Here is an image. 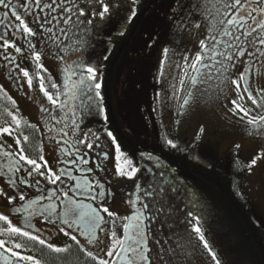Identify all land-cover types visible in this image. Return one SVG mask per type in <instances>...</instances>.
<instances>
[{
  "label": "rangeland",
  "instance_id": "374dc122",
  "mask_svg": "<svg viewBox=\"0 0 264 264\" xmlns=\"http://www.w3.org/2000/svg\"><path fill=\"white\" fill-rule=\"evenodd\" d=\"M124 5L120 15L114 12L112 2L107 18L92 15L97 27L107 25L117 17L113 30L100 36L99 50L91 56L90 64L98 71V82L102 62L111 49L109 36L125 31L131 12L135 10V0H124ZM180 5L181 0H170L165 7L154 10L150 14L154 32L149 44L139 50L135 43V47L124 57L118 69L114 90L116 115L133 140H142L149 135L159 140L162 135L182 151L193 149L192 159L195 163L215 168L222 175H231L235 155L244 169L238 184L249 201L250 217L264 230V127L253 130V126L247 123L248 119L259 115L250 113L244 117L243 113L233 111L231 101L237 97L238 92L239 95L243 94L242 85L237 90L231 84L235 69L225 74L230 79H226L221 86L223 90L216 86V80H205L194 87L183 76L180 67L185 63L183 57L192 58L200 48L199 42L209 41L210 17L201 19L197 11L192 12L188 20H184V15L191 10L190 0H184V14H181ZM199 7L197 4V10ZM193 18L194 23L191 22ZM195 24H199V27ZM236 35H240V32ZM140 39L141 36L137 38ZM217 39L231 41L232 37L217 34ZM246 39L250 38L242 37V41ZM243 46L248 53H254L249 56L245 52L257 61L262 71L261 86L264 87V56L249 46ZM165 49L171 50L167 56L164 54ZM218 49L223 51L224 45H218ZM244 57L238 58V64L243 62ZM44 73H49L57 83L56 92L60 93L56 96L58 105H53L43 95L38 80L33 82L32 87L27 85L12 100L15 104L13 115L23 117L32 125L35 124L38 106L44 105V108L50 110L51 105L53 111H59L65 100L63 64L59 62L51 65ZM181 79L184 80L183 85ZM189 92L195 95L190 98L189 105L181 108ZM89 95L93 100H89ZM90 103L91 111L88 109ZM243 105L248 108V103ZM77 106V112L71 115L70 120L76 119L83 126V132L89 133L87 139L93 143V147L107 153L114 181L123 187L122 209H129L134 181L138 177L149 184L144 193L154 190L148 195L147 210L152 219L147 225L146 234L151 247L149 257L152 264H216L212 259L213 251L204 247V242L195 232L198 226L204 235L210 236L209 246L222 251L225 264H261L257 251L244 239V232H241L221 197L195 186L192 174L175 170L159 155L136 151V163L128 154L118 152L113 135H107L110 131L105 125V113L99 111L103 108L101 99L94 97V93L85 94L79 87ZM97 136L99 139H96ZM9 143L18 150L15 140L10 138ZM78 147L89 150L84 145L78 144ZM127 159L132 161V167L138 169L131 178L119 175L117 170V165L127 168ZM253 159L256 160L255 164L251 163ZM127 170L131 171V168Z\"/></svg>",
  "mask_w": 264,
  "mask_h": 264
},
{
  "label": "flooded vegetation",
  "instance_id": "af4514ba",
  "mask_svg": "<svg viewBox=\"0 0 264 264\" xmlns=\"http://www.w3.org/2000/svg\"><path fill=\"white\" fill-rule=\"evenodd\" d=\"M145 1L147 10L151 9L156 4L159 5L162 3L161 6L163 8L169 3V0ZM47 2H50V0H42V3ZM104 2L107 3L109 7L112 2L114 12H118L119 15L124 11V0H104ZM11 3L30 27H37V25L31 22L32 14L38 11L34 6L33 0H11ZM25 4L30 6V13L28 9L23 7ZM76 5L77 8H82L85 11V16L81 17L83 22L79 23L77 27H72L66 36L60 37L63 43H61L59 47L48 39V36L51 34L38 35L33 38L32 41L33 44L37 45L36 50L40 51L42 54L41 63L44 64L46 69V71H42V75L46 78H50L51 82L55 83L53 77L49 73L44 72H47L49 66L54 64L57 65L59 62L63 64L65 69L66 92L64 104L59 111H53L50 105L51 109L49 111L55 119H50L48 113L42 111V109H44L43 105L38 106L36 110L35 127H23V123L27 125L32 124L21 116L18 117L21 121L18 128L12 123L11 116H9V122L5 125H0V127L10 126L12 129L11 136L7 134L0 135V215L7 216L8 219L12 221L13 226L29 231L33 235H39L46 242L52 243L60 248H67L68 250L66 252L56 253L46 246L29 241L26 237L11 235L9 232L5 231L8 227V223L6 221H0V241L5 242L4 247L0 248V264H32L31 261L22 260L19 256H13L12 252H17L20 256H33L35 259L40 260L42 264H56L57 259H61L67 255L73 256L74 254L78 255L84 262L98 264V260H93L87 255L89 251L98 259L115 260L116 264H121L120 257L115 255L107 257L105 255L106 251L113 250L111 232L116 231L119 239H123L126 244L136 247L137 245L134 241L138 239V237L136 236L135 228H129L128 232L125 233L123 225L131 224L132 221L126 218L136 215L137 212L142 213L141 220L143 221L145 231L142 250L145 255L149 256L150 254L151 247L147 241L146 234L147 225L152 219L150 212L147 210L149 204L148 195L152 194V191L144 193L149 184L142 182L141 177H138L134 181L133 195L129 209L125 211L122 209L121 203L123 187L114 181L113 172L109 170L107 153L97 147L84 150L78 147V144L76 145V147L79 148L77 152L76 148L71 146V143H75L74 137L70 131L73 120L80 126V129L83 131L84 129L76 119L70 120L71 115L76 113L78 109L79 86L77 84V77L72 76L69 71H66V65L71 66L74 60H83L85 66H87L91 62V56L99 50L100 36L111 32L117 19V17H115L107 25L97 27L92 19L94 16L99 17L97 13L102 11V5L95 2V0L92 3H89V0H76ZM245 7H249L247 0L245 2ZM6 11L9 13L7 19L4 17ZM135 12L136 17H131L125 28L126 31L130 27L131 33L126 43H128L134 35L135 28L138 24L142 28L147 27L145 21L147 12L143 11L138 15L137 0H135ZM46 14L47 12L45 11V13L41 15L43 16ZM236 15V13L229 10V17L234 18ZM256 15L259 17V13H256ZM89 19H91L92 23L87 22ZM0 20H4V24H0V44H3L4 39H7L10 42H15L18 46H22L23 40L16 31V28L19 26V21L12 16L11 10L5 9L3 5H0ZM73 20H76L75 15H73ZM246 23L252 22L248 19ZM49 26L50 25H46V27ZM59 27L68 28V26L64 25L62 22ZM232 31L235 34H237V32L241 34L245 29L236 26L232 28ZM57 35H60L58 31ZM242 37L244 36H241V41ZM249 38L251 39V37ZM37 41H40V43H37ZM244 45L248 46L247 44ZM74 47L79 48L80 51L74 54L69 51V58L67 60L59 59L60 56L65 55L64 52L60 51L61 48L71 50ZM256 47L261 46L257 43ZM250 48L256 51L255 47ZM30 55L31 54L27 52L16 53L14 48H8L6 50L8 59H6L5 49L0 47V91L3 93V97L6 96L7 99L12 101L14 98H17L20 92L28 85L27 78L23 77L20 69L29 67L33 63L31 59H22L23 56L30 57ZM244 55L243 62L238 64V69H235L236 72H234L231 79H237L239 72L247 69L246 81L240 82L243 87V94L240 95L243 99L240 101L242 104L248 103L250 113L257 115L258 113H263L264 116V108H261L262 105L259 107L253 105L251 101L247 99L248 93L244 91L245 88L250 89L254 94V98L258 101L260 100V95H264V92H262L264 87L261 86L262 71L256 64V60L251 59L246 54ZM10 61H15V63ZM31 71H34V69H30V74ZM35 81L34 79L33 82ZM55 92L56 89H54L53 93ZM14 112L15 107L12 114ZM65 125L69 127H65ZM49 129H54V131H49ZM60 129L69 132V135L64 136L63 132L59 131ZM77 135H80L79 130ZM24 136H28L29 140L24 141ZM10 138L13 140H20V144L17 145V151L9 143ZM65 141L71 143H65ZM7 145H11V147L9 148ZM20 148H24V154L28 155L30 158L43 155L45 160H38V163L44 165L46 162L47 166L51 167L58 174L61 170L66 174L62 175L61 181H58L56 184L49 183L43 176H28L27 172L30 166L19 160ZM4 151L12 153V155L5 157L3 155ZM85 160L87 163L83 162ZM10 164L18 165L20 170L17 171L15 168H10ZM37 180H39V184L36 183ZM101 192L105 195H98V193ZM65 193H67V195H65ZM20 195H24V201L19 199ZM33 200L36 201V204L32 209H29V211H34L35 215L31 217V227L28 228L26 224L27 212L21 209H23L29 201ZM69 200L87 206L86 208H77V212L97 209L99 214L104 217V220L100 222V227L96 229V235L92 238L91 242L87 234V229L85 228V231L83 233L81 232V228L85 227L83 223L69 229L63 222L64 219H66L63 213L70 207ZM52 204L56 205L55 211L50 212L46 210L48 206ZM145 205H147L146 208ZM103 207H108L111 212L115 213V216L108 217V215L102 211ZM86 219L87 217L85 220ZM60 228H64L65 231L70 232L71 235H75L79 243L71 240V236H65L60 231ZM17 243L21 244L22 247L16 248L15 245ZM6 249H11V251H7ZM116 251H120V249L116 248ZM139 264H148V262L140 261Z\"/></svg>",
  "mask_w": 264,
  "mask_h": 264
},
{
  "label": "snow or ice",
  "instance_id": "6c2138e0",
  "mask_svg": "<svg viewBox=\"0 0 264 264\" xmlns=\"http://www.w3.org/2000/svg\"><path fill=\"white\" fill-rule=\"evenodd\" d=\"M92 2H94V0H89V3ZM95 2H98L102 5V11L97 13V15L101 19L107 18V14H109L110 12L109 5L105 3L104 0H95ZM245 2L246 0H190L191 10L188 14L184 15V20H188V17L191 16L192 12L197 11L201 19H208L210 17L208 28L209 41L206 42L205 40H201L199 42L200 48L196 52V54L192 58H189L187 56L183 57L185 63L183 66H180L182 67L183 76L188 78L194 87L198 83H201L205 80H216L218 81L216 86L223 90L221 86L225 84L226 79H230V77H226L225 74L228 73L230 69H238V58L240 56H243L247 51L243 46L244 44H247L249 47H255L256 53L264 56V0H247L249 7H245ZM33 3L34 6L38 9V11L31 16V22L34 25H37L36 28L30 27L29 24L25 22V19L17 12L15 6L12 5L11 0H7V2L6 0H0V5H3L5 9L11 10L12 16H14L15 19L19 21V26L16 28V31L23 40V45L18 46L15 42H10L7 39H4L3 44H0V47L5 49L6 59H8V57L6 56V50L8 48H14L16 53H30V57L23 56L22 59H31L33 63L29 67L21 68L20 72L22 73L23 77L27 78V84L29 87L33 86L34 79L38 80L39 89L43 93V95L53 105H58L59 102L56 99V96H58L60 93L58 91L53 93L48 90V88L57 89V83L51 82L50 78H46L41 74L42 71H46L44 64L41 63L42 54L40 51L36 50L37 45L33 44L32 41L33 38L37 37L38 35L51 34L48 36V39H50L54 44H56L57 47H59V45L63 43L60 37L66 36L68 34V31L72 27H77L79 23L83 22L81 20V17L85 16V11L82 8H77L76 0H50V2L47 3H42V0H33ZM197 4L200 5L198 10L196 8ZM23 7L28 9L29 13L31 12L30 6L28 4L23 5ZM180 7L181 14H184V0H181ZM229 10L236 13L237 15L234 18L229 17ZM45 11L47 12V14L42 16L41 14L45 13ZM256 13H259V17H257ZM8 15L9 13L6 11L4 13L5 19H7ZM73 15L76 16L75 21L73 20ZM135 15L136 12L135 10H133L131 12V17H134ZM248 19H250L252 23H246ZM61 22L64 25H67L68 28L59 27ZM87 22L92 23L91 19H89ZM181 22L183 23L184 21L182 20ZM191 22L194 23V18ZM0 24H4V20H0ZM46 25L50 26L46 27ZM195 26L199 27V24H195ZM236 26L244 28L245 31L240 35H236L232 31V28ZM57 31L60 33V35H57ZM120 34L123 35V30H121ZM217 34H219L221 37L230 36L232 37V40H218ZM241 36L251 37V39L241 41ZM37 43H40V41H37ZM257 43L261 47H256ZM220 44L224 45L223 51H220L218 49V45ZM60 51L64 52L65 55L60 56L59 59L67 60L69 58V51L74 54L78 53L80 49L75 47L71 50L67 48H61ZM170 51V49H165V56H167ZM248 55L252 56L254 55V53L249 52ZM205 57H207V60L205 59ZM217 57H220L221 59H218ZM105 59H107V57H105ZM233 61H236V63H234ZM10 62L15 63V61ZM30 69H34V71H31V74ZM66 71H69L72 76L77 77V84L85 94L94 93V97H100L102 99L101 93L99 91L102 85L100 82H98V71L94 66H92L90 63L85 66L83 60H74L71 66L66 65ZM246 72L247 69L239 72L237 79H231V84L235 85L237 90H239V88L241 87L240 82L246 81ZM180 83L183 85L184 80L181 79ZM244 91L248 93L247 99L251 101L253 105L259 107L264 104V95L256 94L260 95V100L258 101L254 98V94L250 89L245 88ZM262 92H264V89H262ZM194 95V92H189L180 107L184 108V106L189 105L190 98ZM241 99H243V97L240 96L238 92L237 97L231 101V104L233 105V111H238L240 113H243L244 117H248L250 114V110L245 107V105L239 102ZM89 100H93V97L91 95H89ZM88 109L91 111V103L88 105ZM42 111L48 113L50 119H55L49 109L44 108L42 109ZM99 111L101 114H103L104 109L100 108ZM8 115L11 116L12 123L15 124L18 128L21 121L12 113H8ZM106 118L107 117H105V119ZM247 123L253 126V130H257L261 127H264V116L252 117L248 119ZM28 126L35 127L34 125ZM65 127L69 126L65 125ZM78 130L80 132V135H77ZM49 131H54V129H49ZM59 131L63 132L64 136L69 135V132L64 131V129H60ZM70 131L72 136L74 137L75 143H71L69 141H65V143H71V146L75 147L77 152L79 151V148L76 147L77 144L84 145L89 149L93 147V143L87 139L89 133L83 132V130L80 129V126L75 122V120H73L72 125L70 126ZM90 131L91 130H89V132ZM201 132H203V129H201ZM4 134H7L9 136L12 135V129L10 126L0 127V135ZM107 135L109 137H112L111 132H108ZM81 136H83L84 138H81ZM23 139L24 141H28L29 137L24 136ZM96 139H99V137L97 136ZM114 139L115 138L113 137V140ZM167 142L171 146L175 147V144L171 140H168ZM15 144L19 145L20 140L15 139ZM7 147L10 148L11 145H7ZM117 151L119 152L118 146ZM24 152L25 149L20 148L19 160L25 162L26 165L30 166L27 172L28 176H43L46 180L49 181V183L56 184L58 181H61L62 175L66 174L63 170H61L58 174L51 167H48L46 162L44 165L38 163V160H45V157L43 155H38L36 158H30L28 155H25ZM3 155L5 157H9L12 155V153L4 151ZM83 162L87 163L86 160ZM251 163L255 164L256 160L253 159ZM125 164L127 165V168H131V171H128L127 168H120V166L117 165L118 173L121 176L126 175L131 178L136 174L138 169L132 167V161L130 159L125 160ZM9 167L15 168L17 171L20 170L18 165L16 164H10ZM36 183L39 184V180H37ZM65 195H67V193H65ZM98 195L103 196L105 194L101 192L98 193ZM19 199L21 201H24V195H20ZM35 204L36 201H29L28 204L24 206L23 209H21L22 211L27 212L26 224L28 228L31 227V217L35 215V212L29 211V209H32ZM69 205L70 207H68L67 210L63 213L64 217H66L63 222L68 226L69 229L83 223L85 227L81 228V232L83 233L86 228L91 242L92 238L96 235V229L100 227V222L104 220V217L99 214L97 209L77 212V208H86L87 206L74 203L71 200H69ZM146 207L147 205H145V208ZM55 209L56 205L52 204L49 205L48 209L46 210L54 212ZM102 211L106 213L108 217L115 216V213L111 212L108 207H103ZM86 217L87 219L85 220ZM126 219L131 220L132 223L123 225L125 233L128 232L129 228H135L136 236L138 237V239H136L134 242L137 246L133 247L130 244H126L125 240L119 239L117 237L116 231H112L111 236L113 240V250L106 251L105 255L107 257H112L113 255L120 257L121 264H139L140 261H145L148 262V264H151L149 256L145 255L142 250L145 232L143 226L138 223V221L142 219V213L137 212L136 215L127 217ZM0 221H6L8 223V227L7 229H5V231L9 232L11 235L26 237L29 241H33L42 246H46L48 249L56 253L66 252L68 250L67 248H60L52 243L46 242L39 235H33L29 231H26L20 227L13 226L12 221H10L7 216L0 215ZM60 231L65 236H71V240L79 243L77 237L75 235H71L70 232L65 231L64 228H60ZM195 232L198 234L199 239L204 242V247L212 252L208 241L205 240L204 234L201 231V227H196ZM4 243V241H0V248L4 247ZM15 247L20 248L22 247V245L17 243ZM116 248H119L120 251H116ZM6 250L11 251V249ZM12 255L19 256V258L22 260L31 261L32 264H42L40 260L35 259L33 256H20V254L17 252H12ZM87 255L93 260H98V264H116L115 260L110 261L104 258L98 259L93 255L91 251L87 252ZM212 259L216 261V264H220V261L216 258V254L214 252H212Z\"/></svg>",
  "mask_w": 264,
  "mask_h": 264
},
{
  "label": "trees",
  "instance_id": "16d2710c",
  "mask_svg": "<svg viewBox=\"0 0 264 264\" xmlns=\"http://www.w3.org/2000/svg\"><path fill=\"white\" fill-rule=\"evenodd\" d=\"M145 2V0H137V10L138 15L143 11L147 12L145 19L147 27L142 28L138 24L135 28L134 35L128 43H126V41L131 34L130 27L123 33V35L113 34L110 35L108 39L111 44V50L106 56L107 59H104L101 65L100 83L102 87L99 90L102 97V99L100 98L102 107L105 116L107 117L105 121L106 128L115 138L119 151L128 154L134 162L137 163L136 151L150 152L159 155L167 160L175 170L186 171L189 174H192L195 177L193 180L195 186L205 188L221 197L231 212V215L239 225L241 232H244L242 236L247 242H249L250 246L257 251L261 264H264V230L261 227H258L253 222L252 217H250L249 201L244 192L239 188L238 178L242 175L244 170L239 159L234 155L231 175H222L214 168H206L195 163L192 159L193 149L182 151L176 144L175 147H173L168 144L162 135L159 140L154 139L151 135L142 140H133L131 135L124 129L119 117L116 115L114 90L119 66L124 57L130 53L133 47H135V43H137L139 50L145 49V46L149 44L154 32L150 13L162 4H156L151 9L147 10ZM139 36H141L142 39L137 40ZM48 90L54 92V89L48 88ZM14 107L13 102L7 99L6 96L3 97V93L0 91V125H5L10 121L8 113H12ZM261 108H264V104H262ZM258 115L263 116V113H258ZM22 126L26 127L28 125L23 123ZM153 191L154 190H152V192ZM204 237L205 240L211 242L209 235L205 234ZM212 248L213 247H211V250L218 257L220 264H225V258H223L222 251L219 248L218 250ZM56 264L89 263L84 262L78 255L74 254L73 256L67 255L61 259H57Z\"/></svg>",
  "mask_w": 264,
  "mask_h": 264
},
{
  "label": "water",
  "instance_id": "95a60500",
  "mask_svg": "<svg viewBox=\"0 0 264 264\" xmlns=\"http://www.w3.org/2000/svg\"><path fill=\"white\" fill-rule=\"evenodd\" d=\"M138 223H140L143 226V221L142 220L138 221ZM143 228H144V226H143Z\"/></svg>",
  "mask_w": 264,
  "mask_h": 264
},
{
  "label": "bare ground",
  "instance_id": "6f19581e",
  "mask_svg": "<svg viewBox=\"0 0 264 264\" xmlns=\"http://www.w3.org/2000/svg\"><path fill=\"white\" fill-rule=\"evenodd\" d=\"M162 8V6H159L158 9ZM156 10V9H155ZM140 33V32H139ZM215 169V168H214Z\"/></svg>",
  "mask_w": 264,
  "mask_h": 264
}]
</instances>
